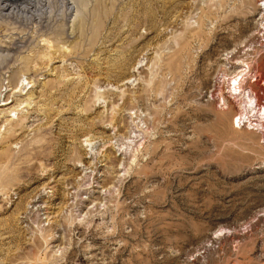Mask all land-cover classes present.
Instances as JSON below:
<instances>
[{"label":"rangeland","instance_id":"obj_1","mask_svg":"<svg viewBox=\"0 0 264 264\" xmlns=\"http://www.w3.org/2000/svg\"><path fill=\"white\" fill-rule=\"evenodd\" d=\"M80 4L0 3V264H264L259 2Z\"/></svg>","mask_w":264,"mask_h":264},{"label":"built area","instance_id":"obj_2","mask_svg":"<svg viewBox=\"0 0 264 264\" xmlns=\"http://www.w3.org/2000/svg\"><path fill=\"white\" fill-rule=\"evenodd\" d=\"M257 1L262 17L255 34L254 47L258 48L259 55L260 52L264 54V5L261 2L263 0ZM244 51L248 49L243 48L241 52ZM250 84L257 85L259 89L251 88ZM220 97L221 106L235 102L232 124L237 128L246 127L255 131L264 143V74L262 77L258 74L256 58L245 60L244 57L239 63L236 62V66L226 78V87Z\"/></svg>","mask_w":264,"mask_h":264},{"label":"bare ground","instance_id":"obj_3","mask_svg":"<svg viewBox=\"0 0 264 264\" xmlns=\"http://www.w3.org/2000/svg\"><path fill=\"white\" fill-rule=\"evenodd\" d=\"M17 1L18 2H23L24 0H0V3L2 4L1 5V8L2 9H9L10 7H13V5H15V4H17ZM41 2V1H40ZM37 3V2H36ZM32 5V4H31ZM38 5V4H37ZM41 5V4H40ZM82 7L85 5V0H81V4H80ZM20 7H22V6H20ZM26 7V6H25ZM30 7V6H29ZM28 7V8H29ZM16 8V7H15ZM34 8V7H33ZM37 8V7H36ZM39 8V7H38ZM81 10V8H77L76 9V11H79L80 12V10ZM11 10V9H10ZM35 10V9H34ZM75 11V12H76ZM25 12V11H24ZM78 12V13H79ZM80 26H82V25H80ZM51 54H53V52L51 51ZM232 80H234V77L232 78ZM8 98V97H7ZM7 98H5V99H3L2 101L4 102L3 104L5 105L6 103H7ZM249 101H250V99H249ZM248 101V102H249ZM13 126L15 127L14 129H19L20 128V125L18 124V123H13ZM15 132V131H14ZM11 137H13V136H10V138ZM13 139V138H12ZM40 150V149H39Z\"/></svg>","mask_w":264,"mask_h":264}]
</instances>
